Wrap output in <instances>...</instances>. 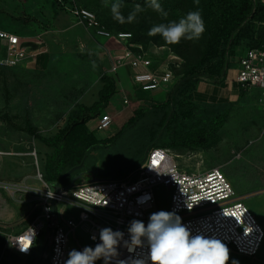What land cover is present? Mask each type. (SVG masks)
<instances>
[{
    "label": "rangeland",
    "instance_id": "obj_1",
    "mask_svg": "<svg viewBox=\"0 0 264 264\" xmlns=\"http://www.w3.org/2000/svg\"><path fill=\"white\" fill-rule=\"evenodd\" d=\"M116 2L122 5L121 13L125 18L136 4H140L144 11L138 13L132 23L120 24L113 19L110 10ZM158 2L167 12V17L149 7V0H107L108 7H105V0H0V29L21 34L22 39H27L22 35L32 37L41 34L51 56L45 68L35 65L30 58L16 66L0 65V264L43 263L47 243L46 240L43 245L44 236L38 241L35 255L25 258L7 246L5 235L25 229L31 222V212L39 210V192L32 191V188L43 187L35 177V158L31 153L36 151L40 170H43L45 154L50 148L38 137H52L68 123L69 118L77 117L80 106H87L98 99L97 90L103 85V76L117 75L112 70L111 52L116 46L111 49L106 44L105 48V40L80 23L73 11L88 8L105 27L114 31H130L135 48H173L177 53L173 52L177 62L174 67L179 75L196 70L202 74L200 80L208 81L203 75L209 74L217 64L226 45L223 38L214 34L215 29L227 6L232 4L230 10L236 12L240 0H199L198 5L195 0ZM196 10L201 12L205 24V31L198 40L182 39L179 44L169 45L159 34L148 35L154 25L178 22L187 13ZM263 24L260 14L244 24L239 45H249L251 38L260 33ZM208 50H213L214 54L201 61L203 54H210ZM242 50L244 48H239L236 55ZM4 54L0 51V56ZM236 55L229 57L230 69L238 68ZM230 74L235 76L236 71ZM169 89L170 85L161 87L160 94L158 89L140 90L135 94L137 99L150 100L152 94L154 98L163 100ZM129 95L124 99L128 109L134 111L141 104H131L130 101L135 98ZM118 97L114 95L115 100ZM229 100H226L228 103H221L226 109V120L208 146L171 151L179 168L187 172L220 168L236 195L244 197L242 202L264 227V109L259 91L255 88L239 99L233 96ZM102 112L107 111L104 109ZM97 117L89 120L87 125H95ZM118 123L113 120L109 129L98 131V137L104 138L113 133ZM133 130L128 127L113 142L105 146L97 145L87 155L84 169L92 171L91 176L94 174L101 179L122 180L135 176L141 166L135 168L130 165L137 148L136 144L130 143L132 137L129 138V134ZM86 177L84 174L83 179H78L76 183L84 182ZM153 192L155 201L147 212L148 217L160 210L168 211L171 192L164 186L155 187ZM60 208L69 217L77 219L76 208L57 204L56 209ZM76 237L77 240L72 242L73 249L82 251L91 247L83 229L77 230ZM229 253L228 264L233 261L238 264H264V241L254 260L230 250Z\"/></svg>",
    "mask_w": 264,
    "mask_h": 264
},
{
    "label": "built area",
    "instance_id": "obj_2",
    "mask_svg": "<svg viewBox=\"0 0 264 264\" xmlns=\"http://www.w3.org/2000/svg\"><path fill=\"white\" fill-rule=\"evenodd\" d=\"M76 19L94 29L98 36L114 40L117 45L112 49V70L116 72L126 64L131 68V80L135 87L143 91H154L172 82L176 55L165 47H155L146 51L135 48L131 43L132 33L120 31L113 33L103 27L95 14L86 8L73 11ZM264 25V24H263ZM241 50V49H240ZM0 65L16 66L35 56V49L28 39L0 29ZM238 68L235 69V82L241 90L248 92L255 88L264 109V48H248L236 55ZM157 63V65H155ZM126 103L127 100L124 99ZM108 112L98 115L91 128L102 131L112 124ZM0 151V155H1ZM36 175L42 189L39 192V212L29 225L16 233H6L7 246L15 253L30 258L35 254L40 237L44 236L46 251L42 264H65L72 242L77 240L78 229H83L88 241L96 246L101 243L99 234L103 228L123 232V240L118 247V256L109 263L117 264L123 260L133 264V260L147 255V246L129 252L124 241L130 239L128 228L131 221L141 220L147 225V212L152 209L155 196L154 188L164 186L170 194L169 212H175L182 222L191 228L193 234L203 231L205 235L220 239L228 249L240 256L254 260L264 241V227L255 215L237 196L230 181L220 168L205 171L180 169L174 154L168 148H153L135 176L127 179H104L76 184L70 188H57L55 183L43 179L36 151ZM141 198H146L143 201ZM57 204L71 206L77 210V219L65 214ZM192 204L189 209L187 205ZM95 237V238H93ZM22 247H29L21 251ZM101 260L104 261L103 258Z\"/></svg>",
    "mask_w": 264,
    "mask_h": 264
},
{
    "label": "trees",
    "instance_id": "obj_3",
    "mask_svg": "<svg viewBox=\"0 0 264 264\" xmlns=\"http://www.w3.org/2000/svg\"><path fill=\"white\" fill-rule=\"evenodd\" d=\"M122 1L126 2V0ZM229 6L222 13L220 24L214 32L216 36L223 38L226 43L222 50V56L217 64L210 69V73L203 75L208 79L206 82L215 85H220L227 77L228 70L231 67V63L228 61L229 57L235 56L239 48H264V26H262L260 33L251 38L249 45H239L244 24L248 23L257 14H260L264 19V0H240L236 12L230 10L232 4H229ZM96 19L98 20L97 17ZM98 22L105 27L99 20ZM105 28L113 33L125 31L123 29L114 31ZM132 40L133 34L131 43ZM166 48L176 53L173 48ZM143 50L151 52L153 48L144 47ZM208 51L210 54H203L201 61L214 54L213 50ZM171 68L174 76L172 82L167 85V87L170 85V89L168 94L167 90L165 92L166 98L163 100H144L145 102L133 111V114L115 134L99 138L96 134L98 131L92 130L87 123L103 113L102 111L106 109L110 98L116 91L114 77L103 76V85L98 91L97 100L89 106H80V113L77 117L69 118L68 123L52 137H38L44 145L50 148V151L45 154L42 170L43 179L55 183L70 168L82 161L85 165L87 155L95 150L97 145L103 144L105 146L113 142L128 127L134 129L129 134V138L132 137L130 143L137 146L135 149L136 156L130 160V165L135 168L143 164L149 151L153 148L161 147L177 151L181 148H203L208 146L226 120V109L221 103L228 102L210 103L198 100L197 89L202 82L199 79L202 74L196 70H189L179 75L173 65ZM242 94H246V92L239 88L236 98L239 99ZM82 119L84 122H82ZM84 165L81 169L65 177L61 184L63 186L68 185L73 176L80 172H84L87 176L82 183H87V179H90L93 175H90L92 171L84 169ZM37 213L31 212L29 215L30 220Z\"/></svg>",
    "mask_w": 264,
    "mask_h": 264
},
{
    "label": "clouds",
    "instance_id": "obj_4",
    "mask_svg": "<svg viewBox=\"0 0 264 264\" xmlns=\"http://www.w3.org/2000/svg\"><path fill=\"white\" fill-rule=\"evenodd\" d=\"M198 5L199 0H195ZM149 7L167 17L158 0H149ZM105 7H108L105 0ZM122 5L119 2L111 5L113 19L120 24L132 23L138 13L144 11L140 4H136L132 12L125 18L121 13ZM205 31V24L199 10L191 11L179 21L160 23L154 25L149 31V36L161 35L169 45L179 44L182 39H199ZM146 198H141L143 201ZM189 209L192 204L187 205ZM130 239L124 241V247L129 252L136 248L143 249L147 246V255L133 260V264H228L230 253L228 247L215 236L205 235L203 231L193 234L190 227L186 226L181 217L175 212L160 210L149 216L147 225L141 220H133L128 228ZM123 232L113 231L111 228L100 230L101 243L94 248L85 247L82 251L75 249L69 252L65 264H95L103 258L104 264L118 256V247L123 240ZM95 238V237H93ZM30 247V246H29ZM29 247H22L27 251ZM117 264H126L119 260ZM232 264H238L233 261Z\"/></svg>",
    "mask_w": 264,
    "mask_h": 264
},
{
    "label": "crops",
    "instance_id": "obj_5",
    "mask_svg": "<svg viewBox=\"0 0 264 264\" xmlns=\"http://www.w3.org/2000/svg\"><path fill=\"white\" fill-rule=\"evenodd\" d=\"M22 37H26L28 39V42H30L32 44V47L35 49V53H36L35 56L30 58L32 63H35V65H38L40 67L45 68L49 64L51 56L49 54L47 44L44 41L41 34H38V35H35L32 37H30V36L27 37L26 35H24V36L22 35ZM99 37H101V36H99ZM101 38H103V37H101ZM103 39L105 40L103 42V44L105 45V48H106V44H109L110 46H112L111 49L114 48L117 44L114 40H108L105 38H103ZM122 67H120L119 70L117 69V71H116L117 75L114 76V80L116 83L115 84L116 85V91H115L114 95L117 94L119 97L117 100H115L114 95H113L110 98L109 103L106 107L107 112L109 109L112 110L111 112H108V113L111 114V116L113 117V120L115 122H119L118 127L116 128V130L113 133L107 134L103 137H109V136L115 134L121 128L122 124L133 114V111L128 109L129 105H126L127 103L124 102V97L129 98L128 95L131 94L132 95L131 98L132 97L135 98L134 101H132L130 99L131 104L132 103L135 104L137 102L138 105H140V104L145 102L144 99H142V98L137 99L135 92L140 91L141 89L135 87L132 80H131V77H130L131 76V74H130L131 68L129 67V65H126L124 67V69L121 70ZM233 70H235V69H232V68L230 69V71L227 74V77L225 78V80L220 85H215V84H212L209 82L202 81L199 84V87L197 89V99L198 100L200 99L203 102L217 103V102H226V100L228 101L233 96H236L239 92V87L237 86V84L234 80L235 76L233 74H230V72H232ZM126 75H128L129 77ZM97 92H98V90H97ZM161 92H162L161 90L157 91L158 94H160ZM150 96H151V99L148 101L161 100V99L154 98L152 94H150ZM91 104H89V105H91ZM89 105H87V106H89ZM119 115H120V118L118 117ZM93 126H91L90 128H92ZM110 126L107 127L106 129H109ZM106 129H104L102 131H106ZM98 133L99 132L96 133L97 136H98ZM261 219H263V218H261ZM88 244L91 245V247H93V248L95 247L91 243H88ZM95 264H104V261L101 259H98L95 262Z\"/></svg>",
    "mask_w": 264,
    "mask_h": 264
},
{
    "label": "water",
    "instance_id": "obj_6",
    "mask_svg": "<svg viewBox=\"0 0 264 264\" xmlns=\"http://www.w3.org/2000/svg\"><path fill=\"white\" fill-rule=\"evenodd\" d=\"M82 122H84L83 119H82ZM83 165H84V161H82L80 164H78V165H76V166L70 168V169L67 170L66 172H64V173L58 178V180L55 182V184H54L55 187H57V188L64 187V188H67V189H68V188L73 187L74 185H76V184H77L76 182H77L78 179H83V177H84V172H80V173L76 174L75 176H73L71 182H70L68 185H66V186H63V185L61 184V182H62V180H63L65 177H67L68 175H70V174L73 173L74 171L81 169V168L83 167ZM91 173H93V172H91ZM98 180H100V178H97V177L94 176V174H93V176L88 180V182H93V181H98Z\"/></svg>",
    "mask_w": 264,
    "mask_h": 264
},
{
    "label": "bare ground",
    "instance_id": "obj_7",
    "mask_svg": "<svg viewBox=\"0 0 264 264\" xmlns=\"http://www.w3.org/2000/svg\"><path fill=\"white\" fill-rule=\"evenodd\" d=\"M74 16H75V15H74ZM75 18H76V17H75ZM93 30H94V29H93ZM94 32H95V31H94ZM95 34H96V33H95ZM96 35H97V34H96ZM30 44H31V43H30ZM4 55H5V54H4ZM4 55H3V56H4ZM3 56H0V58H2ZM237 86H238V85H237ZM112 122H113V121H112ZM177 155H178V154H177Z\"/></svg>",
    "mask_w": 264,
    "mask_h": 264
}]
</instances>
